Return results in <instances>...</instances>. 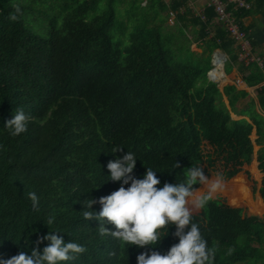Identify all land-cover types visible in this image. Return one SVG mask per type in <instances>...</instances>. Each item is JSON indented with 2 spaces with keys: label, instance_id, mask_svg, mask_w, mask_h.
<instances>
[{
  "label": "trees",
  "instance_id": "16d2710c",
  "mask_svg": "<svg viewBox=\"0 0 264 264\" xmlns=\"http://www.w3.org/2000/svg\"><path fill=\"white\" fill-rule=\"evenodd\" d=\"M126 1L139 10L130 31L124 27L128 21L116 20L117 7ZM222 1L260 65L239 61L237 43L211 5L201 19L189 9L179 12L184 0H145L144 5L141 0H0V253L8 258L30 252L37 238L52 230L43 220L55 214V226L63 231L58 234L86 246L63 264H137L138 253L149 246L127 248L101 237L100 221L81 212L82 200L120 186L107 175V163L128 150L138 157L137 178L152 167L161 185L175 183L194 165L207 178L214 173L225 182L242 180L253 194L250 164L257 145L264 203V53L249 34L252 26L242 23L256 14L264 18V0H242L248 9ZM169 8L177 12V37L163 31L162 13ZM187 26L200 55L190 50L188 37L182 47ZM215 50L227 56L229 80L239 77L247 87H257L259 111L245 90L231 84L220 90L207 80ZM233 67L237 74H230ZM213 78L220 80L217 74ZM17 108L29 114V126L12 136L4 122ZM115 146L122 151L112 152ZM30 191L40 197L38 210ZM221 191L217 186L198 211L189 200L194 222L216 250L213 264H264V219L229 206L215 194ZM100 207L92 205L96 211ZM174 230L170 225L154 247L167 251L178 239ZM48 243L42 241L39 249Z\"/></svg>",
  "mask_w": 264,
  "mask_h": 264
},
{
  "label": "clouds",
  "instance_id": "9594fccd",
  "mask_svg": "<svg viewBox=\"0 0 264 264\" xmlns=\"http://www.w3.org/2000/svg\"><path fill=\"white\" fill-rule=\"evenodd\" d=\"M29 119L23 108H17L11 118L5 120L4 126L12 136H17L27 131ZM118 150L122 151V146H115L112 152ZM137 159V154L128 150L122 156L109 160L107 168L110 172L107 175L111 180L121 181L120 186L107 195L82 200L83 217L100 221L97 228L101 237L111 236L127 248L130 245L149 246L138 253L137 264H213L216 250L209 246L189 207L193 186L207 178L204 169L191 165L183 181H165L161 185L157 170L152 167H146L141 178L133 174ZM219 183V179L212 183L209 191L195 199L194 205H205ZM27 195L32 207L38 210L40 197L37 192L30 191ZM96 203L101 205L99 211L92 208ZM43 221L52 226V230L37 238L34 242L36 247H32L30 252L21 250L8 258L0 253V264H63L86 251L84 244L73 239L66 242L58 234L63 231L55 226V214H49ZM106 224L114 225V228L106 227ZM170 225L175 226L172 234L178 239L167 251L161 252L154 246L169 234ZM45 240L49 243L41 251L39 245Z\"/></svg>",
  "mask_w": 264,
  "mask_h": 264
},
{
  "label": "rangeland",
  "instance_id": "374dc122",
  "mask_svg": "<svg viewBox=\"0 0 264 264\" xmlns=\"http://www.w3.org/2000/svg\"><path fill=\"white\" fill-rule=\"evenodd\" d=\"M141 1H142V5H144L145 4V0H141ZM163 1L166 2V3L169 2V0H163ZM130 6H131V4L128 1H126V3L124 5L117 7V14H116V20L118 22H121V21H124V20L128 21V23H127L128 25L124 26L125 30H127V31H130V29L132 28L133 24H135L131 19H132L133 15L136 14V12L139 11L138 9H134L133 7H130ZM170 11L173 12V10H171L169 8L165 12L162 13L163 17L165 18V23L162 25L163 26V31L166 34H173L174 37H177L179 32H178V29H177L178 26H177V22H176V17L174 19H171V16L169 15ZM188 27H190V26H187L183 30L184 36H180L182 47L184 48V44H187V40L186 39L188 37V39L190 41L192 40V43L190 44V50L192 48V50L196 53V52H198L196 50V48H198L197 46H199V45H197V46L192 45V44L196 43L195 40H194L195 34L192 31V27H191V30H188ZM117 37H118V35L115 34L114 39L116 40ZM259 51L264 53V45L260 46ZM237 53H239L238 50H237ZM196 54L199 55V53H196ZM185 57H187V55ZM217 65H218L217 62L215 61V67H217ZM209 74H210V77L212 78V75L214 74V71L210 72ZM222 78L225 79L224 84H219V83L223 82V80L222 81L218 80L219 83L217 84L218 88L221 89V90L227 84H230V83L233 84V82L235 84L236 80L235 81H231L230 80V82H229L226 79V75L222 76ZM236 82L239 85H241V86L245 85L243 82L241 83L240 79H238ZM256 107H258L257 102H256ZM258 111H259V108H258ZM232 119H235V118L232 117ZM253 133H254V131L252 132V136H251L252 140L254 138L256 139L255 133L254 134ZM205 150H209V148L207 147V149H205ZM255 151L257 152V146L254 145V155L256 154ZM252 167L255 170V172H252V179L254 181H256V180L258 181V179L260 178V172L256 168L255 164H253ZM257 170H258V172H257ZM217 179H219V181H220L218 186H220L222 191L221 192H217L215 194L222 195L225 198L226 203L229 206L235 207V208H242L244 210V214L245 215H254V216H258L259 218L264 219V211L258 210L257 200L256 201L253 200L254 195L256 193L251 194V192L248 191L247 184L244 181H242V180L241 181H235L233 183L225 182L224 180H221V178H219L214 173H210L209 177L206 180H204L203 182H201L200 187L197 190H194L192 196L189 197V200H190V202L192 203V206H193V210H196V211L199 210V208L196 207L194 205V203H193L195 201V199L198 196H200L201 194L209 191L210 185L212 183H214ZM212 195H214V194H212ZM254 199H256V198H254ZM234 200H237V203H233ZM255 208H257V209H255Z\"/></svg>",
  "mask_w": 264,
  "mask_h": 264
},
{
  "label": "crops",
  "instance_id": "0c3cea01",
  "mask_svg": "<svg viewBox=\"0 0 264 264\" xmlns=\"http://www.w3.org/2000/svg\"><path fill=\"white\" fill-rule=\"evenodd\" d=\"M172 1H174V0H172ZM176 1H180V0H176ZM183 3H184L183 6H182L183 9H189L193 16H196V17L199 16L200 18H201V16H203L204 8L209 6L208 5L209 4V0H184ZM216 21L217 20L215 19V22ZM242 23L244 24V26L251 25L252 29L249 31L250 36L252 37L253 40L259 41L260 45H264V18L262 17V15L261 14H256V15H253V16H248V17H246V18H244L242 20ZM188 30H191V27H188ZM195 42L196 43L192 44V45L197 46L198 43H197V41H195ZM196 50L198 51L196 53H199V55H200L201 54L200 48L198 47V48H196ZM191 51H193L192 48H191ZM226 58H227V56H226ZM215 74H216V72L212 75V78L214 77ZM230 74H237L235 67L232 68ZM226 79H227V81L230 82V80L227 77V75H226ZM238 79H239V77L236 78L235 80L237 81ZM222 80H223V82H225V79L220 77V81H222ZM236 81H235V84H234V82H233V84L232 83H230V84L234 85L239 90H245L246 92H248L249 98H251V99L255 100V102H257V94H256L257 87L256 88L255 87L249 88L246 85L241 86ZM256 110L258 111V107H256ZM232 117H234L235 119L245 118L243 116H236V115H233V114H232ZM251 136H252V134H251ZM251 140H252V138H251ZM254 140H255V138L252 140L253 143H254ZM255 146H257V145H255ZM258 149H259V146H257V150ZM253 164H255V166L257 168L258 163L256 161V154L254 155V158L251 161L250 165H253ZM257 172H258V170H257ZM262 176H263V174L260 173V178L258 179V181L256 180V192H255L256 194L254 195V198H256V199L253 198V200H255V201L257 200V207H258V210H260V211L261 210L264 211V203L262 202L261 197H260V195L258 193V188L260 187V181H261ZM259 204H261V205H259ZM255 209H257V208H255Z\"/></svg>",
  "mask_w": 264,
  "mask_h": 264
},
{
  "label": "built area",
  "instance_id": "2783aa9c",
  "mask_svg": "<svg viewBox=\"0 0 264 264\" xmlns=\"http://www.w3.org/2000/svg\"><path fill=\"white\" fill-rule=\"evenodd\" d=\"M229 1L233 2L239 7H244L246 9L249 8V5L243 2L242 0H229ZM208 5L214 7L218 21L223 24L230 38L234 39V41L237 43V47L239 51L238 53L239 61L247 63L255 60L260 65L261 63L259 59L255 58L251 53V46L247 38V35L245 34V32L240 30L239 25L235 21V19L232 18L231 15L226 12V4L222 0H209ZM183 11H184L183 8L179 9L180 13ZM169 15L171 16V19H174L177 15V12L170 11ZM201 19H204V16H201Z\"/></svg>",
  "mask_w": 264,
  "mask_h": 264
},
{
  "label": "water",
  "instance_id": "95a60500",
  "mask_svg": "<svg viewBox=\"0 0 264 264\" xmlns=\"http://www.w3.org/2000/svg\"><path fill=\"white\" fill-rule=\"evenodd\" d=\"M216 56H220L221 57V61H220V64H221V67H218L217 70H220L223 74V76H225V72H224V64L226 62V55L224 53H222L220 50H216L213 54H212V59H211V66L212 68L210 69V71L207 72L206 74V78L208 81L212 82V83H215V84H218V81L215 80L214 78H211L210 77V72L213 70V69H216L215 67V58ZM217 60V59H216ZM221 90V89H220Z\"/></svg>",
  "mask_w": 264,
  "mask_h": 264
},
{
  "label": "bare ground",
  "instance_id": "6f19581e",
  "mask_svg": "<svg viewBox=\"0 0 264 264\" xmlns=\"http://www.w3.org/2000/svg\"><path fill=\"white\" fill-rule=\"evenodd\" d=\"M215 61L217 62L218 65H217L216 69H213L212 71H214V73L216 72V74H217L218 77H222L223 76L222 72L220 70H217L218 67H221V64H220L221 57L220 56H216ZM218 79L219 78H216L215 80H218ZM218 83H219V81H218Z\"/></svg>",
  "mask_w": 264,
  "mask_h": 264
}]
</instances>
